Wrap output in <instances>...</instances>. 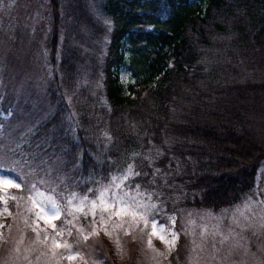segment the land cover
Segmentation results:
<instances>
[{
	"label": "trees",
	"instance_id": "trees-1",
	"mask_svg": "<svg viewBox=\"0 0 264 264\" xmlns=\"http://www.w3.org/2000/svg\"><path fill=\"white\" fill-rule=\"evenodd\" d=\"M98 5L112 21L103 98L82 42L73 41L97 29L84 0H38L39 15L35 7L19 16L0 1V108L8 112L0 168L18 184L14 192L27 196L41 177L81 187L134 164L142 185L159 168L176 186L175 211L238 203L264 160V0ZM125 62L134 78L126 85L118 76ZM61 236L88 262L112 264L98 240Z\"/></svg>",
	"mask_w": 264,
	"mask_h": 264
},
{
	"label": "rangeland",
	"instance_id": "rangeland-1",
	"mask_svg": "<svg viewBox=\"0 0 264 264\" xmlns=\"http://www.w3.org/2000/svg\"><path fill=\"white\" fill-rule=\"evenodd\" d=\"M0 1L13 8L15 16L38 4V0ZM100 1L84 0L97 29L73 41L82 42L80 49L87 57L84 61L88 64L89 59L91 66L87 74L103 98L104 60L112 21L101 12ZM199 5L202 9L203 4ZM32 12L39 15L40 7ZM61 38L59 34L57 46ZM4 46L0 41V51ZM118 76L124 85L134 81L127 62L118 69ZM16 87L21 94V84ZM37 90L42 92L43 85ZM7 113L0 108V120ZM156 171L159 168H153L152 177H158L146 186L138 179L141 173L134 164L104 181L86 180L81 187L71 185L65 177L58 182L41 177L25 197L14 192L18 186L4 187V181L18 184L0 172L1 264H100L85 260L61 233L98 240L112 264H264V160L252 191L238 203L217 211H175L181 202L179 191L174 184L168 186L166 178ZM53 206L58 216L45 211L50 212ZM57 219L61 221L59 227H55ZM179 248L183 253L175 256ZM69 256L74 259L69 260Z\"/></svg>",
	"mask_w": 264,
	"mask_h": 264
},
{
	"label": "snow or ice",
	"instance_id": "snow-or-ice-1",
	"mask_svg": "<svg viewBox=\"0 0 264 264\" xmlns=\"http://www.w3.org/2000/svg\"><path fill=\"white\" fill-rule=\"evenodd\" d=\"M25 163H27V161H25ZM2 171H3V169L0 168V172H2ZM3 186L4 187H17L18 185H16L15 183H12L10 181H4V185ZM89 191H91V189ZM41 207H44V205L42 204ZM122 207L125 208V209H127V208L132 207V205H122ZM45 211L48 212V214L50 216H54L55 217V216H58L59 215V213L55 211L54 206H53V208H52V210L50 212H49V210L47 208H45ZM45 222L46 223H50L51 221L50 220H46ZM152 234L153 235H156V232L154 231ZM160 238L162 239V241L164 240L163 237H160ZM86 239H87V237H86ZM56 247H60V245L57 244ZM68 259L71 260V259H74V257L73 256H69Z\"/></svg>",
	"mask_w": 264,
	"mask_h": 264
}]
</instances>
